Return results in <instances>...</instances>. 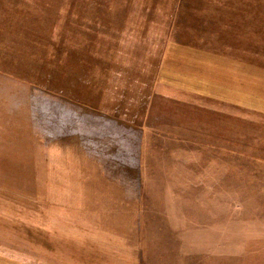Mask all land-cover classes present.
<instances>
[{
	"label": "rangeland",
	"instance_id": "1",
	"mask_svg": "<svg viewBox=\"0 0 264 264\" xmlns=\"http://www.w3.org/2000/svg\"><path fill=\"white\" fill-rule=\"evenodd\" d=\"M173 42L212 73L186 122L145 138L143 264H264V0H0V66L47 79L49 123L56 91L146 104ZM128 195L103 197L94 218L135 234Z\"/></svg>",
	"mask_w": 264,
	"mask_h": 264
},
{
	"label": "crops",
	"instance_id": "2",
	"mask_svg": "<svg viewBox=\"0 0 264 264\" xmlns=\"http://www.w3.org/2000/svg\"><path fill=\"white\" fill-rule=\"evenodd\" d=\"M173 43L146 104L135 92L86 98L56 91L66 102L51 110V123L47 79L38 84L0 66V264H143L145 138L186 122L212 73L192 45ZM49 163L56 166L50 177ZM27 180L38 189L36 204L25 203L37 196ZM122 193L129 195L120 211L136 213L139 234L93 216L98 205L108 208L103 197Z\"/></svg>",
	"mask_w": 264,
	"mask_h": 264
}]
</instances>
